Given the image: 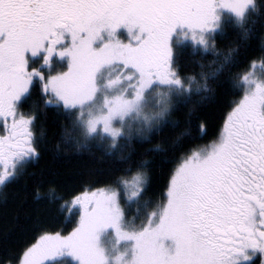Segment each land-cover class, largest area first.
<instances>
[{
	"label": "snow or ice",
	"instance_id": "6c2138e0",
	"mask_svg": "<svg viewBox=\"0 0 264 264\" xmlns=\"http://www.w3.org/2000/svg\"><path fill=\"white\" fill-rule=\"evenodd\" d=\"M257 17L264 25V0H0V186L39 158L36 122L50 108L78 149L104 145L127 162L134 140L177 125L194 97L209 100L223 83L236 96L217 137L180 156L158 200L145 198L147 160L56 197L76 207V226L43 232L18 264H264V37L242 71L246 50L221 52L215 38L235 29L246 44ZM185 45L218 57L215 67L182 74Z\"/></svg>",
	"mask_w": 264,
	"mask_h": 264
},
{
	"label": "trees",
	"instance_id": "16d2710c",
	"mask_svg": "<svg viewBox=\"0 0 264 264\" xmlns=\"http://www.w3.org/2000/svg\"><path fill=\"white\" fill-rule=\"evenodd\" d=\"M264 25L257 17L252 25L250 39L245 44L235 29L216 33V45L221 52L240 45L246 50L240 63L233 71H242L249 56L259 52ZM218 57L211 52L193 50L190 45L176 49V62L185 75H199L210 72ZM236 99L234 90L227 83L220 84L211 99L199 101L193 98L194 107L180 106L174 118L175 126L166 127L159 136L153 135L152 142L134 140L126 149L131 154L127 162L118 159L117 153H109L106 146L94 144L89 149H78L69 136L65 139L70 123L54 108L38 115L36 134L40 156L28 164L23 175L7 187L0 186V264H18L17 258L43 232H61L67 235L76 226L78 211L75 208H61L63 197L70 200L72 194L86 188H101L109 184L124 169L134 167L147 160L150 181L145 193L146 199L158 200L164 193L168 177L180 156L189 148L203 146L217 137L229 106ZM38 102V93L27 100L22 111H28ZM201 122L206 131H201ZM180 135L181 139L177 140ZM162 142L166 152H153L154 144ZM39 188L42 196L36 197ZM55 189L52 198L47 195ZM135 206H133V211ZM255 264L261 257H255Z\"/></svg>",
	"mask_w": 264,
	"mask_h": 264
},
{
	"label": "rangeland",
	"instance_id": "374dc122",
	"mask_svg": "<svg viewBox=\"0 0 264 264\" xmlns=\"http://www.w3.org/2000/svg\"><path fill=\"white\" fill-rule=\"evenodd\" d=\"M69 207H70V208H72V207H73V208H75V209H76V207H75V206H72L71 204L69 205ZM76 210H77V209H76ZM257 256H258V257H260L259 255H257ZM259 264H261V262H260Z\"/></svg>",
	"mask_w": 264,
	"mask_h": 264
}]
</instances>
